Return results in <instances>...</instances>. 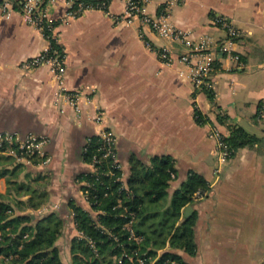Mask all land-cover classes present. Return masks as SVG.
I'll return each instance as SVG.
<instances>
[{
    "label": "crops",
    "instance_id": "obj_1",
    "mask_svg": "<svg viewBox=\"0 0 264 264\" xmlns=\"http://www.w3.org/2000/svg\"><path fill=\"white\" fill-rule=\"evenodd\" d=\"M9 3L7 13L0 8V134L20 140L28 134L44 136L48 158L28 163L16 146L5 144L0 156L11 161L0 169L17 167L14 180L19 183L41 182L38 190L47 192V205L37 216L64 211L70 201L90 210L77 182L89 171L81 153L88 139L108 129L116 138L125 184L135 174L140 182L160 162L172 164L166 194L158 201L161 210L189 175L207 182L209 191H198L201 196L197 193L181 210L180 220L192 221L194 254L167 244L159 255L174 251L187 264H264V0L147 4L149 16L164 14L187 40L210 39L227 48L208 89L212 101L194 87L190 69L179 60L182 44L173 43L172 60L164 62L158 50L165 41L150 27L112 20L111 15L123 13L124 0H110L108 13L92 9L82 15H74L65 0L48 1L47 16L63 53L61 73L48 63L23 66L51 43L27 23L18 0ZM221 19L235 36H228ZM70 93H79L78 100L71 102L65 96ZM195 105L211 123H197ZM212 125L225 137L230 127H238L259 141L230 151L224 160L210 135ZM7 175L0 176V191ZM76 232L69 221L63 239L69 241ZM62 241L69 264V243L64 247Z\"/></svg>",
    "mask_w": 264,
    "mask_h": 264
},
{
    "label": "trees",
    "instance_id": "obj_2",
    "mask_svg": "<svg viewBox=\"0 0 264 264\" xmlns=\"http://www.w3.org/2000/svg\"><path fill=\"white\" fill-rule=\"evenodd\" d=\"M51 46L57 51L61 50L54 40L51 41ZM203 93L209 100H213L210 90L203 89ZM194 115L201 125L211 123L200 110L195 109ZM217 121L223 122L220 114ZM258 141L257 137L238 127H230V135L225 137L230 151ZM98 146V136L90 138L87 151L82 150L81 153L83 161L89 163L94 155H99ZM10 161V157L0 156V167ZM17 169L16 167L10 172L0 169V176L8 173L9 178H16ZM171 172H174L172 164L164 161L160 162L154 173L145 174L140 182L136 181L138 178L135 179V174L126 182L131 192L129 197L124 191L119 193L118 183L106 179L105 183L110 186L107 196H103V185L95 184L96 189L90 190V200L93 202L90 210L70 201L64 211H48L42 216L32 215L27 210L42 207L47 202V192L30 190L29 184L22 183L17 188L30 191L26 201L17 202V208L22 212H16L11 204L0 200V254L7 259L0 264H65L60 242L69 221L77 232H82L94 244L92 248L87 241L79 239L78 235L71 236L68 241L71 264H187L174 251L159 255L158 250L164 249L168 244L172 249L194 254L192 221H181V210L194 201L198 191L204 193L209 188L203 178L191 174L175 193L170 206L161 210L158 201L166 194ZM86 177H89L87 173L80 175L78 179ZM88 179L92 180L90 177ZM95 193L98 197L94 203ZM118 199L122 201L120 207L117 206ZM130 214L134 216V230L140 238L137 242L129 239L128 231L124 228L128 221L127 215ZM113 236L117 237L118 242L113 240ZM123 253L131 256L132 261L123 257Z\"/></svg>",
    "mask_w": 264,
    "mask_h": 264
},
{
    "label": "built area",
    "instance_id": "obj_3",
    "mask_svg": "<svg viewBox=\"0 0 264 264\" xmlns=\"http://www.w3.org/2000/svg\"><path fill=\"white\" fill-rule=\"evenodd\" d=\"M49 0H18L20 4V12L24 16L25 20L29 25L39 29L49 39L50 43L52 40L58 44L57 36L55 34V25L52 20L47 16V3ZM67 5L70 7L71 12L74 15H82L88 10L98 9L102 11L108 10L110 0H91L92 2H86L84 0H65ZM94 1V2H93ZM151 0H124L125 7L122 14L111 15L112 20L115 23H126L128 25L135 24L136 22L142 26H148L151 30L161 39L165 41L159 50V56L164 62H171V50L172 44L179 42L183 45L179 60L184 63L191 71V80L196 89H210L212 87V77L216 71L217 60L219 55L225 53L227 48L219 44L214 43L210 39H203L198 42L189 41L186 39L185 34L171 27L164 14L157 16H149L146 13V6ZM176 1V0H174ZM11 4L9 0H0V8L3 12L7 13L10 9ZM108 13V12H107ZM220 24L223 29L226 30L228 36H235L236 31L223 19L220 20ZM51 64L54 69L61 73L63 71V53L53 49L51 44L50 47L41 55L34 57L26 61L23 66L26 68H35L44 64ZM71 102H75L79 98V93H70L65 95ZM195 109L199 110L195 105ZM205 116V115H204ZM198 118V116H196ZM207 118V117H205ZM100 120V116L98 117ZM211 137L216 142L217 152L222 159H228L230 150L225 142V136L220 133L215 125L211 126ZM14 137L17 139L14 141ZM90 139H88L84 152L87 151ZM99 146L97 151L99 155H94L89 165L88 176L93 180H89V177L79 179L82 188L83 200L90 206L93 202L90 200V190H95V184L104 186L103 196L108 195L110 186L107 185L106 179L112 180L118 183L117 190L120 192L124 191L127 196H130V191L123 181L122 167L117 158L115 152L116 138L114 134L105 129L98 136ZM46 143V137L39 136L36 134H28L24 139H19L15 134L4 133L0 134V147L5 144L11 147L16 146L20 155L28 162L31 163L34 159L46 158L47 154L44 151V145ZM16 144V145H15ZM198 195L201 196V193ZM98 194H93L97 201ZM122 205L121 199H118L117 206ZM128 221L124 225V228L128 231L129 239L134 241H140V238L136 235L133 222V214L127 215ZM78 238L83 239L94 248V244L91 240L79 231ZM113 240L118 242L116 236H113ZM123 257L132 261V257L123 253ZM142 263L141 260H139Z\"/></svg>",
    "mask_w": 264,
    "mask_h": 264
},
{
    "label": "rangeland",
    "instance_id": "obj_4",
    "mask_svg": "<svg viewBox=\"0 0 264 264\" xmlns=\"http://www.w3.org/2000/svg\"><path fill=\"white\" fill-rule=\"evenodd\" d=\"M2 169H4V167H2ZM8 179H9V181H8ZM14 179H15L14 177L9 178L7 175L6 182H5V180L1 181V187L3 190L0 191V200L5 202V203L11 204L14 207V209L16 210V212H22V211H20L19 208H17V202L18 201H26L28 199V197L30 196V191L28 192V191H26V189H23V190L18 189L17 187L19 185H21L22 183H19L18 181L14 180ZM19 179H22V178H19ZM77 182L80 183L79 180H77ZM13 183H15V184H13ZM23 183L29 184L31 187L30 190H35V189L38 190L39 186L42 187V184H40L41 182L39 183V181L38 182H33V181L30 182L27 180L26 182H23ZM80 188H81V196H82L83 195L82 194V187H80ZM25 196H28V197H25ZM46 205L43 204L42 207L38 208L41 210L40 212H37V209H35V210L28 209V210L31 211L32 214L38 215V214H41V212L45 211ZM78 233H79V231L76 232V235H78ZM62 240H63L62 244H64V247L66 245H68L67 240H65V239H62ZM67 259H68V263L71 264V255L70 254H68ZM3 260L5 261L7 259H5L4 255L0 254V263H2L1 261H3Z\"/></svg>",
    "mask_w": 264,
    "mask_h": 264
}]
</instances>
